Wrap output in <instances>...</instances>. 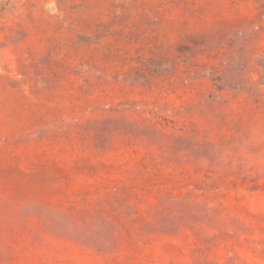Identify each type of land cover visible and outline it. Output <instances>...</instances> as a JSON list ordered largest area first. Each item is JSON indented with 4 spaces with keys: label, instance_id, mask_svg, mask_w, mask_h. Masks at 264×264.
<instances>
[{
    "label": "rangeland",
    "instance_id": "374dc122",
    "mask_svg": "<svg viewBox=\"0 0 264 264\" xmlns=\"http://www.w3.org/2000/svg\"><path fill=\"white\" fill-rule=\"evenodd\" d=\"M0 264H264V0H0Z\"/></svg>",
    "mask_w": 264,
    "mask_h": 264
}]
</instances>
